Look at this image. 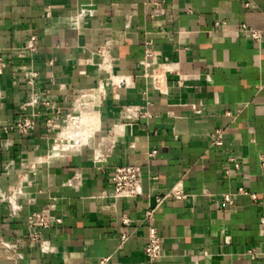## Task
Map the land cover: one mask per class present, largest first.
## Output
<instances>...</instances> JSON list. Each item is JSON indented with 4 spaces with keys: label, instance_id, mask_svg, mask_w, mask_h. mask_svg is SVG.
<instances>
[{
    "label": "crops",
    "instance_id": "obj_1",
    "mask_svg": "<svg viewBox=\"0 0 264 264\" xmlns=\"http://www.w3.org/2000/svg\"><path fill=\"white\" fill-rule=\"evenodd\" d=\"M155 1L163 0H0V192L22 187L16 214L0 200V264H148L144 212L178 181L190 196L156 211L164 243L154 264L264 263V38L256 45L239 30L245 23L264 31V0H164L159 16ZM215 19L226 25L217 28ZM31 34L39 50L20 59ZM147 41L160 52L155 82L141 67ZM34 71L48 105L29 134H6ZM103 85L93 134L77 127L69 134L75 141L61 140L78 100ZM126 107L151 115L129 118ZM49 118L60 127H48ZM71 141L76 149L57 151ZM120 164L141 167V196H113ZM49 203L62 223L45 231L56 250L43 255L28 240L24 216ZM251 248L262 252L259 260Z\"/></svg>",
    "mask_w": 264,
    "mask_h": 264
},
{
    "label": "built area",
    "instance_id": "obj_2",
    "mask_svg": "<svg viewBox=\"0 0 264 264\" xmlns=\"http://www.w3.org/2000/svg\"><path fill=\"white\" fill-rule=\"evenodd\" d=\"M165 1H155L153 3L154 15L159 16L166 13ZM250 4L246 3V7ZM214 25L217 28H222L226 25V21L215 19ZM240 33L244 35L249 41L256 45H261L264 38V31L251 27L245 23L240 25ZM39 50V38L35 34L28 36L24 45L18 51V58L20 59H32L34 55ZM98 54L103 57V62L107 60V51L105 47H102L98 50ZM160 52L155 50L152 44L147 41L145 43V55L144 62L141 67L143 69V76L145 78L151 79L153 82L158 81L160 77L154 71L157 69V62ZM0 65L4 66L5 61L0 58ZM49 65L53 66L54 61L50 60ZM106 69V67H105ZM171 72L172 69H167ZM38 76L37 72H32L31 77L29 78V84L32 86L30 94L26 101H24L19 109L18 116L13 120V122L4 127V132L9 134L12 131H16L21 135L29 134L36 126L38 119L40 117V105L47 106L48 102L45 101L36 87H34L35 78ZM122 79L121 81H123ZM125 81V80H124ZM125 111L129 118L139 117L141 115L148 117L151 113L140 107H126ZM60 112L59 110L57 111ZM47 126L56 129L60 127L57 123L54 122L53 118L47 119ZM223 129L218 128L211 135V143L213 146H222L223 145ZM2 145H0V151ZM98 158H101V155H97ZM260 166L264 170V155L260 156ZM236 167H239V164L236 163ZM111 182L113 185V196L114 197H123V198H132L139 197L143 194L142 191V171L141 167L137 165L130 164H120L116 165L113 168V175L111 177ZM239 192L246 194L248 193L244 188L240 187ZM22 194V187H18L16 190L12 191L10 195H6L3 192H0V200L8 202L12 214L20 209V206L16 204L18 195ZM190 196V193L187 191L185 186L181 181H178L169 189L166 193L162 195H157L154 197L153 203H149L147 209L144 212L143 222L148 226V240L144 246V254L148 264H154L157 259L163 255V243L164 239L161 236L157 225L155 224V214L159 207L168 199H174L176 201H184ZM255 198V195H252ZM223 199L228 204H233V198L231 194H224ZM55 205L49 203L39 210L29 211L24 216L25 226L28 232V240L36 247L43 255H50L55 252L56 247L53 245L50 239L45 237V231L51 229L54 226H59L62 223V219L53 214ZM123 222L125 224L130 223L128 217H123ZM264 224V218L262 219ZM121 244L128 239V235L123 233L120 236ZM225 244L230 243V238L226 237L223 239ZM249 256L253 260H259V257L262 255V252L255 248H251L248 251ZM108 258L100 259L96 264H106ZM258 264H264L259 263Z\"/></svg>",
    "mask_w": 264,
    "mask_h": 264
},
{
    "label": "bare ground",
    "instance_id": "obj_3",
    "mask_svg": "<svg viewBox=\"0 0 264 264\" xmlns=\"http://www.w3.org/2000/svg\"><path fill=\"white\" fill-rule=\"evenodd\" d=\"M113 81L118 82L119 80L113 78ZM103 92H105V87L101 86L100 89L91 90L90 92L83 94L82 98L78 100L77 105L80 110V114L71 118L68 124L60 132V137L62 139L75 141V138L70 136L71 132L75 128H79L81 125H86L87 123H89V129L84 134L87 137H90L93 134L99 124V119L95 116L97 111L96 106L99 105L100 93ZM66 147L67 146L64 148Z\"/></svg>",
    "mask_w": 264,
    "mask_h": 264
},
{
    "label": "rangeland",
    "instance_id": "obj_4",
    "mask_svg": "<svg viewBox=\"0 0 264 264\" xmlns=\"http://www.w3.org/2000/svg\"><path fill=\"white\" fill-rule=\"evenodd\" d=\"M103 87H104V85H103ZM80 114V110H78V112L73 116V117H76V116H78ZM65 126V125H64ZM81 127V131H88V129H89V123H87L86 125H81L80 126ZM60 130L61 129H59L58 131H57V133H56V136L59 134V132H60ZM80 131V132H81ZM72 132H75V130H73ZM74 137V136H73ZM61 140H63L62 138H60ZM59 142H61V141H59ZM70 144V145H69ZM68 145V147H66L65 148V150H62L63 148H62V146L57 150L58 152H65V151H72V150H74V149H76L77 148V144H76V142H73V141H71L70 143H69Z\"/></svg>",
    "mask_w": 264,
    "mask_h": 264
}]
</instances>
